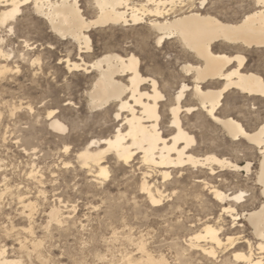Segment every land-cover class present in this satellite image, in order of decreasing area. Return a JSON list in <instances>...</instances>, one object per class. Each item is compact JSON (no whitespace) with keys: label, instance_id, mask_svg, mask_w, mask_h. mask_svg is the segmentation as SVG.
<instances>
[{"label":"rangeland","instance_id":"374dc122","mask_svg":"<svg viewBox=\"0 0 264 264\" xmlns=\"http://www.w3.org/2000/svg\"><path fill=\"white\" fill-rule=\"evenodd\" d=\"M79 1L85 15L93 18L96 13L90 0ZM210 4L201 12H209L226 23H237L255 10L252 0H248L247 7L241 0H210ZM173 16L172 13L169 18ZM10 25L12 32L0 26V247H6L10 260L18 264H148L150 256L159 264L164 260L167 264H244L234 254L248 252L249 241L255 257H262L264 264V254L258 255L256 250L261 241L253 238V229L242 217L259 208L262 200L255 182L259 152L251 150L246 141L227 138L212 121L205 120L202 111L183 113L197 141V155L215 154L242 166L251 162L253 170L249 175L246 171L221 172L216 167L218 174L212 177L207 170L200 174L185 169L164 181L159 169L142 163L141 155L125 165L108 152L104 166L109 175L105 178L97 177V166L90 163L86 167L78 157L92 142L114 136L121 126L114 117L116 107L98 112L89 107L88 92L97 76L92 64L97 59L107 53L126 57L134 54L140 59L143 76L154 78L159 85L163 81L171 97L182 83L190 88L194 85L192 76L182 71L186 63L200 64L192 53L185 51L176 38L166 40V47H151L149 38L157 34L148 23L94 28L89 33L93 51L80 56L77 44L55 36L32 6L24 7ZM244 50L225 44L215 47V52L243 54L247 59L243 71L264 78V48ZM66 60L84 61L88 68L69 72ZM123 81L127 83L128 78ZM221 86L208 83L204 88ZM145 89L151 90L150 86ZM191 94L188 92L185 107L197 106ZM224 97L227 103L223 99V111L220 109L223 117L243 118L249 132L264 125V98L236 89ZM163 104L164 101L160 103V113L164 112ZM169 104H173L171 99L161 123L166 137L172 134ZM59 105L63 111H57L49 121L48 115ZM56 116L61 117L58 120L67 129L72 125L68 132L51 127ZM102 148L107 149L94 145L91 151ZM145 173L149 184L163 193L160 207H153L142 191ZM199 180L210 181L227 195L244 192L246 202L235 204L242 219L234 221L223 215V205ZM20 196L26 204L32 202L33 208L25 209ZM55 207L61 209V223L50 220ZM207 223L223 229L225 245L218 248L203 242L199 248L197 243L191 246L190 237ZM227 237L241 244L232 247L226 243ZM202 247H213L215 255L204 253Z\"/></svg>","mask_w":264,"mask_h":264},{"label":"bare ground","instance_id":"6f19581e","mask_svg":"<svg viewBox=\"0 0 264 264\" xmlns=\"http://www.w3.org/2000/svg\"><path fill=\"white\" fill-rule=\"evenodd\" d=\"M195 1L198 0H90L92 10L96 14L93 18H89L85 15L79 0H28L35 13L49 24L55 36L77 44L79 56L93 51L89 33L94 28L116 25L138 26L148 23L157 36L162 34L165 37L176 38L185 51L192 53L200 61V64L197 65L186 63L182 66V71L187 76H192L194 85L190 88L185 82L182 83L175 95V103L169 104L172 134L168 137L165 136L161 127L162 115L159 114L160 103L163 101L158 100L156 95V92L159 91V83L154 78L143 76L141 62L137 56L131 54L126 57L117 53H107L92 64L97 76L94 78L92 89L88 92L89 107L97 112L116 107L114 117L118 123H121L114 136L92 142L87 149L79 153L78 157L83 161L84 166L88 167L90 163L97 166V177L107 178L109 175L107 167L104 166L105 155L108 152H112L125 165L133 162L134 157L141 155L142 163L159 169L158 174L164 181H169L173 173L185 169L197 170L201 172L200 174L207 170L212 177L218 174L216 167L221 172L233 173L246 171L248 174L253 170L251 162L242 166L215 154L197 155L195 149L197 141L187 128V119L183 117V113L190 115L196 111H202L206 115L214 114L213 101L219 105L215 108V112L220 113L223 98L231 89L250 96L264 98L262 95L264 93V78L258 74L243 71L247 62L243 54L238 53L231 56L215 52L217 44L237 46L245 50L264 48V9L257 6L255 10L244 15L239 22L226 23L216 16L208 14L209 12L206 14L201 12L207 6L197 8ZM182 4L183 6H181ZM27 6L28 4H25L24 0H0V8H3L0 13V26L9 27V31L12 32L13 27L10 24L16 21L17 17L21 15L22 9ZM185 7L188 8L185 9ZM172 13L174 16L169 18ZM215 20L225 24L227 30H219L212 23ZM25 44L28 49H32L30 44L27 42ZM0 54L3 52L0 51ZM225 58L227 59L225 60ZM65 63L69 72H80L88 68L85 67L84 61L79 63L66 60ZM234 63L238 65L235 68H229ZM2 70L5 72L7 68L4 66ZM124 77L128 78L127 83L123 81ZM208 83L221 84L222 86L218 89L204 88V85ZM145 86H150L151 90H146ZM190 91L197 106L185 107L184 102ZM117 117L120 118L117 119ZM233 119L235 118L223 117L220 114L217 117L220 123L212 122L224 134L229 133L227 138L232 139L231 132L234 131V128L229 122ZM51 127L62 133L65 132L63 129H67L56 118L51 122ZM245 132L247 138L241 137L240 140H232L246 141L249 144L248 147L251 150L257 149L260 155L259 170L255 175L256 186L260 187L259 192L262 199H260V207L249 213H243L244 215L241 214L253 229V233H251L253 238L256 237L261 241L256 248L260 252L259 255L264 254V156L261 155L259 147L264 142V125L252 132L245 128ZM94 145L104 146L107 149L91 151ZM90 170H92L91 166ZM148 177L149 175L145 173L141 186L142 191L153 207H160L164 201L163 193L158 187L149 184V181L146 180ZM198 183L210 191L214 200L223 205V215L231 217L234 221L242 219L237 213L235 204L246 202L244 192L227 195L213 186L210 181L199 180ZM218 193H223L225 198L217 199ZM20 201L24 204L25 209L33 208V203L26 204L24 197L20 196ZM49 217L51 222L61 223V209L53 208ZM221 231L223 229L207 223L201 232L190 237L189 243L191 246L197 243L196 247L199 248L201 247L200 243L205 242L219 248L225 245ZM226 243H230L232 247L241 244L233 237H227ZM247 243L249 251L236 252L235 258L244 264H262L263 258H256L251 242L247 241ZM213 247L210 249L202 247V249L208 255H215L216 250L214 251ZM143 248L142 246L141 249ZM6 254V247H0V264L20 263L10 260ZM164 261L160 263L167 264ZM147 263L159 264L150 256L147 257Z\"/></svg>","mask_w":264,"mask_h":264},{"label":"snow or ice","instance_id":"6c2138e0","mask_svg":"<svg viewBox=\"0 0 264 264\" xmlns=\"http://www.w3.org/2000/svg\"><path fill=\"white\" fill-rule=\"evenodd\" d=\"M243 6H248V0H241ZM25 4H28V7H31V4L28 3V0H24ZM39 5L37 4V7ZM183 6V4L181 5ZM206 6L210 7V0H198V2L196 3V7L197 8H205ZM253 8L255 7H259L260 9H264V0H252V5ZM212 23H214L216 25V27L219 30H227L226 29V25L225 24H221L219 20H215L212 21ZM22 26V25H21ZM150 46L155 48L156 45H165L166 47V40H171L172 37L168 36L165 37L162 34L158 35V36H153L150 37ZM81 51H83V49H81ZM227 58H225L226 60ZM261 75H264V72L261 73ZM178 86V85H177ZM155 91V89H153ZM198 91V90H197ZM161 93H163V95H161ZM157 98L160 101H164V104L161 106L164 108V112H161L159 115H163L166 116V112H167V107H168V99H171L173 103H175V96H174V90H173V95L170 97L169 96V91H168V86L164 84L163 81H161L160 85H159V91L156 92ZM262 95H264V93H262ZM224 102L227 103V97H224ZM219 107V105H217L216 101H213V113L211 114L209 113L208 115H205V120L208 121L209 123H211V121H216L217 123H220V121L217 120V117L220 115L219 112H215V108ZM57 111H63V107L62 105L59 106H55L54 111L48 115L47 119L49 121L52 120L53 116L56 115ZM173 111H175V109H173ZM221 111H223V109L221 108ZM43 116V113L41 114ZM247 115V114H244ZM210 116V119H209ZM57 119H60L61 117L56 116ZM84 119H86L87 117H83ZM120 117H117V119H119ZM157 119H159V116H157ZM237 119H239V123H237ZM237 119H233L231 120L229 123L233 126L234 131L231 132V136L233 140H240L241 137L247 138V133L245 132V128H247V125L244 124V120L241 117H238ZM167 121L165 120V123ZM72 127L71 124H69V128L68 129H63V131L68 132L69 129ZM229 135V133H225V136ZM260 150H261V155L264 156V142H262L260 145ZM63 151L68 152L69 149L68 148H64ZM225 198L223 193H218L217 194V199H223Z\"/></svg>","mask_w":264,"mask_h":264}]
</instances>
